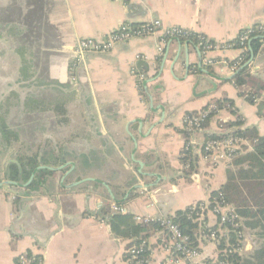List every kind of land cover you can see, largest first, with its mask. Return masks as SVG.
Masks as SVG:
<instances>
[{"label": "crops", "instance_id": "0c3cea01", "mask_svg": "<svg viewBox=\"0 0 264 264\" xmlns=\"http://www.w3.org/2000/svg\"><path fill=\"white\" fill-rule=\"evenodd\" d=\"M154 20L214 46L203 50L200 41L159 33L74 52L79 39L106 40L122 23ZM261 25L264 0H0V53L10 60V79L0 81V118L18 136L10 144L0 136V181L9 180L4 171L19 153L51 151L61 160L39 165H64L36 189L25 190L27 181L0 187V264H19L22 253L42 264H130V240L112 232L103 206L112 213L114 202L133 216L157 218L208 201L234 168L230 159L205 157L208 137L254 129L264 138V40L253 56L247 43L242 65L236 43L243 30ZM242 68L252 81L243 89L260 90L258 101L232 81ZM216 100L221 108L188 132L184 118ZM234 141L239 152L251 149L245 139ZM205 220L217 226L214 214ZM241 220V255H248L257 241L246 238L254 231ZM147 240L150 264H168L158 231ZM200 253L219 255L208 242Z\"/></svg>", "mask_w": 264, "mask_h": 264}, {"label": "trees", "instance_id": "16d2710c", "mask_svg": "<svg viewBox=\"0 0 264 264\" xmlns=\"http://www.w3.org/2000/svg\"><path fill=\"white\" fill-rule=\"evenodd\" d=\"M179 38L191 39L197 43L201 40V37L189 32L183 36H179ZM262 40H264V29H257L256 32L251 35L248 45L251 49L256 51ZM248 58L249 51L246 50L242 54L240 65L245 63ZM232 81L248 100L253 101L255 98L260 97V90L258 89H243L244 86L247 88V86L252 84L251 78L246 74L244 68L234 73ZM140 90L141 92L143 91L141 85ZM215 105L218 110L223 104L221 101L216 100ZM216 111L211 112L209 116L203 120L202 126L206 124L210 116ZM0 136L2 140L8 144L18 139L17 134L11 131L2 118H0ZM223 136L231 137L232 139H245L250 142L251 149L243 153L235 150V154L231 159V164L234 168H229L227 170L225 183L218 191H214L211 194L208 201L223 199L225 202L233 204L238 215L245 219V224L254 231L257 238L256 247L250 254L239 255L237 253H232L225 255V257L228 264H264V138L258 135L254 129H244L234 130L222 136L211 135L208 137V140L219 139ZM182 156V161L189 159V150L184 149ZM56 157L58 156L56 155ZM56 157L55 155L52 156L51 151H44L41 155L36 152L30 155H22L19 153L15 157L17 161L7 164L4 176L9 180L15 181L17 187H22L29 176L33 174L34 178L24 189H36V186L44 182L45 177L47 178L55 174V171L49 169L37 170V166L41 162H50L53 158L57 159ZM59 160H61V157L58 161ZM58 161L56 160L53 165H57L56 163ZM194 211L193 206H189L183 210H177L173 215L168 217L172 223L179 227L181 232L189 235L192 241H194V232L198 225L193 221ZM100 214L109 222L111 230L115 235L130 240L127 249L134 243L146 239L152 232L160 229L159 222L156 220L150 223H137L130 213H109L108 205L101 208ZM234 238V235L230 233V242L233 243ZM221 245L222 243L219 245L220 248L222 247ZM124 256L125 258H129L127 252Z\"/></svg>", "mask_w": 264, "mask_h": 264}, {"label": "built area", "instance_id": "2783aa9c", "mask_svg": "<svg viewBox=\"0 0 264 264\" xmlns=\"http://www.w3.org/2000/svg\"><path fill=\"white\" fill-rule=\"evenodd\" d=\"M123 1V0H114ZM257 29H264L263 26H255L243 30L237 37L236 43L244 53L247 50V43L251 35ZM161 33L163 37L175 38L183 36L187 33L186 30L180 27L164 28L159 20H154L149 23L140 25H130L122 23L113 32H111L106 40H96L93 38H83L76 42L74 52L77 55H82L84 52H101L113 47L116 43L124 41L133 37H141L145 35H157ZM200 44L203 50L213 48V44L201 38ZM161 48H159L160 50ZM132 73L136 70L132 68ZM137 74V73H136ZM141 77V74H138ZM260 97L255 98L258 101ZM217 110L216 105L210 104L205 109L187 115L184 118L186 130L194 132L200 129L202 122L211 112ZM232 138L209 140L204 145L205 157L213 155L219 159H232L235 154L234 141ZM112 213H127L126 208L117 203L110 204ZM194 219L197 228L194 232V241L189 235L181 232L179 227L172 223L168 217H145L141 215H134V221L137 223H150L158 221L160 229V249L166 253V262L168 264H228L225 255L237 253L241 255L245 252L244 242V225L241 217L236 212L233 205L225 202L223 199H213L211 201L201 202L193 206ZM212 213L217 218V226H209L205 220L207 213ZM234 234L233 243L230 242L229 234ZM223 241V242H222ZM208 242L217 245L218 256L212 259H203L200 253V246L202 243ZM222 243V247L219 245ZM126 252L128 253V260L130 264H150L151 254L153 248L146 239L131 245ZM19 264H42L41 259L32 256L28 253H22L18 257Z\"/></svg>", "mask_w": 264, "mask_h": 264}, {"label": "water", "instance_id": "95a60500", "mask_svg": "<svg viewBox=\"0 0 264 264\" xmlns=\"http://www.w3.org/2000/svg\"><path fill=\"white\" fill-rule=\"evenodd\" d=\"M249 51H250V53H251V56H253V52H252V50H251V47L249 48ZM214 86V85H213ZM145 90H146V92H147V88L145 87ZM147 94H148V96H149V98L151 97L150 96V94L147 92ZM64 167V165H59V166H56V167H51V166H45V165H39L38 167H37V170H39V169H49V170H59V169H61V168H63ZM33 177H34V175L32 174V175H30V177H29V179L27 180V182H26V184H24V185H27L28 183H30L31 181H32V179H33ZM81 181H77L76 183H80ZM102 183V185L106 188V190L108 191V193L112 196V193H111V190H110V188H109V186L106 184V183H104V182H101ZM16 184V182H14V181H11V180H2V181H0V187H3L4 185H15ZM153 184H150V186H152ZM145 187H149L148 185H144ZM138 187H143V185H138Z\"/></svg>", "mask_w": 264, "mask_h": 264}, {"label": "rangeland", "instance_id": "374dc122", "mask_svg": "<svg viewBox=\"0 0 264 264\" xmlns=\"http://www.w3.org/2000/svg\"><path fill=\"white\" fill-rule=\"evenodd\" d=\"M1 1H3V0H1ZM0 33H1V30H0ZM3 44L4 43L2 42V38H0V46L1 45L3 46ZM4 57H5V55H2L0 53V81H5V80L8 81V79H10V78H8V76H5L4 75L5 70L7 71V70L10 69V65H9L10 60H5ZM3 69H4V71H3ZM246 238L247 239H250L252 242L253 241H256V239H257L256 236H255V234H254V232H252V233L250 232L249 238L248 237H246Z\"/></svg>", "mask_w": 264, "mask_h": 264}, {"label": "bare ground", "instance_id": "6f19581e", "mask_svg": "<svg viewBox=\"0 0 264 264\" xmlns=\"http://www.w3.org/2000/svg\"><path fill=\"white\" fill-rule=\"evenodd\" d=\"M262 26V25H261ZM264 26V25H263Z\"/></svg>", "mask_w": 264, "mask_h": 264}]
</instances>
